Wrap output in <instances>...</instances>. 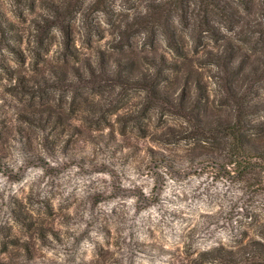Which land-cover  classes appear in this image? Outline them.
<instances>
[{"label":"clouds","instance_id":"9594fccd","mask_svg":"<svg viewBox=\"0 0 264 264\" xmlns=\"http://www.w3.org/2000/svg\"><path fill=\"white\" fill-rule=\"evenodd\" d=\"M217 2L0 0V264H264V0Z\"/></svg>","mask_w":264,"mask_h":264},{"label":"trees","instance_id":"16d2710c","mask_svg":"<svg viewBox=\"0 0 264 264\" xmlns=\"http://www.w3.org/2000/svg\"><path fill=\"white\" fill-rule=\"evenodd\" d=\"M205 8L206 10H211L216 14H225L224 13V8L220 6V4L217 2V0H204ZM206 23V18L205 21L201 22V26L203 27ZM172 42L176 45V37L174 34H170ZM170 40V38H169ZM172 44V43H171ZM177 47V45H176ZM261 255H264V252L261 253Z\"/></svg>","mask_w":264,"mask_h":264},{"label":"rangeland","instance_id":"374dc122","mask_svg":"<svg viewBox=\"0 0 264 264\" xmlns=\"http://www.w3.org/2000/svg\"><path fill=\"white\" fill-rule=\"evenodd\" d=\"M98 3H99L100 5H102V4L104 3V0H98ZM175 4H176L177 8H182V7H183V0H175ZM162 16H163V13H162V12H158V13L156 14V16L154 17V19H156V20H160V19H162ZM142 26H143V25H142ZM170 34H173V33H169V38H170L169 43H170L171 46H173V47L175 48L176 45L172 42L171 37H170ZM171 43H172V44H171ZM198 43H199V41H198ZM70 44H71V40H70V38H69V39L67 40V45H70ZM66 50H68V49H66ZM12 51L15 52L14 49H13ZM17 55H19V54L17 53ZM21 59H22V57H21ZM100 62H101V64L103 63V53L100 54ZM5 71H7V69H5ZM21 83H23V81H21Z\"/></svg>","mask_w":264,"mask_h":264}]
</instances>
